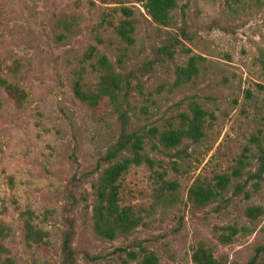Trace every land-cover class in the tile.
Listing matches in <instances>:
<instances>
[{
  "label": "rangeland",
  "instance_id": "obj_1",
  "mask_svg": "<svg viewBox=\"0 0 264 264\" xmlns=\"http://www.w3.org/2000/svg\"><path fill=\"white\" fill-rule=\"evenodd\" d=\"M176 2L173 19L162 26L137 0H0V79L25 92L18 106L0 86V225L10 230L2 258L60 264L69 220L77 264H136L144 252L155 253L159 264H192L202 243L224 264H264V252H258L264 213L254 220L245 215L251 206L264 208V169L256 190V180L245 183L248 199L230 189L220 205L195 208L188 202L196 179L230 175L240 159L247 165L234 183L259 170L264 0ZM121 7L135 22L130 45L114 31L126 19ZM97 55L122 76L124 127L107 97L91 108L73 94L75 78L91 87L97 82ZM191 59L196 75L178 81L176 69ZM191 102L208 112L204 137L174 149H153L155 140L146 139L144 152L153 165L131 166L119 180L120 205L140 211L145 225L127 238L98 237L92 184L109 164L107 152L123 129L146 134L177 125ZM28 218L48 233L42 242H25ZM229 226L239 231L223 244L218 236Z\"/></svg>",
  "mask_w": 264,
  "mask_h": 264
},
{
  "label": "trees",
  "instance_id": "obj_2",
  "mask_svg": "<svg viewBox=\"0 0 264 264\" xmlns=\"http://www.w3.org/2000/svg\"><path fill=\"white\" fill-rule=\"evenodd\" d=\"M143 3L144 9L151 19L162 26H168L173 19L172 12L177 6L176 0H137ZM119 11L126 16L118 26L114 28L117 36H119L126 44L133 42V32L135 29L134 20L131 19L132 12L128 8L121 7ZM70 25H66L68 29ZM90 56H95L93 48L89 50ZM97 65L99 69H97ZM92 67L98 70V80L93 87L84 84L82 78H75L72 83L74 96L83 104L95 108L100 101L107 97L119 111L122 120V126L126 124V114L120 112L118 105V92L124 87L122 85V76L116 73L107 58L104 55H97L96 64L92 63ZM197 73L196 65L191 59L187 66L176 69L178 81L187 82ZM0 86L4 87L7 94L11 96L18 106L21 105L25 97L23 89L17 85L0 79ZM145 109V108H144ZM208 112L204 110L198 103L191 102L189 104L188 113H182L179 116L177 125L170 123L166 129L160 130L153 127L146 134L136 132H121L117 141L107 152L104 160L109 162L92 184L94 190V203L92 206V222L94 233L106 240H115L117 238L129 237L139 226L145 225L143 216L140 211L135 210L131 206H121L119 200V180L121 176L128 171L131 166H140L146 164L152 166L154 161L144 152L146 139L152 140L153 149L163 147L165 149L177 148L182 141L190 140L197 142L205 135L206 117ZM263 153V154H262ZM264 152L259 157V170L256 173L248 174L244 183L236 182L243 176V170L247 162L240 159L233 168L230 175L218 174L211 181H203L196 179L188 190V202L195 208H203L211 204L220 205L227 200L225 194L232 189V194L238 195L243 193L245 198H250V193L245 190V183L250 180H256L253 187L258 188V180L262 179V171L264 169L263 161ZM173 183H168L170 190L174 189ZM264 213L262 206H251L246 209L245 215L254 220ZM68 227L62 231L60 241V264H77L75 251L72 247L74 237V229L71 221H67ZM244 229V228H243ZM25 242L37 244L47 237L48 233L36 228L30 219L24 221ZM227 233L219 234L218 239L221 243L226 244L232 241L238 233V229L233 226L226 228ZM9 227L6 224L0 225V264H12L10 258H2L1 254L6 251L3 240L9 235ZM258 252H264V247L258 248ZM132 257H135L132 254ZM192 264H224L216 259L212 252L205 244H199L192 254ZM136 264H159L158 258L153 252H144L137 260Z\"/></svg>",
  "mask_w": 264,
  "mask_h": 264
}]
</instances>
